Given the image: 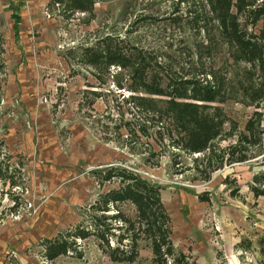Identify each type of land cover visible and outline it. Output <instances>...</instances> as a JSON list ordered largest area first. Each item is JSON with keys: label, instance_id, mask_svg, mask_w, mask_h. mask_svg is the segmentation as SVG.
<instances>
[{"label": "rangeland", "instance_id": "rangeland-1", "mask_svg": "<svg viewBox=\"0 0 264 264\" xmlns=\"http://www.w3.org/2000/svg\"><path fill=\"white\" fill-rule=\"evenodd\" d=\"M208 3L96 0L91 13L71 15L54 0H0V264H126L113 262L94 237L78 240L81 256L54 261L40 245L81 222L99 194L93 172L112 165L161 189L174 245L197 264H264V196L250 190L254 175L264 172V135L263 146L250 152L254 159L204 181L195 161L205 155L179 145L168 99L134 79L136 68L164 89L193 79L217 88L218 99L203 106L224 121L217 148L248 135L255 113L264 129V99L250 98L262 82L258 70L236 59L215 22L196 23L207 18ZM109 42L133 65L80 62L87 48ZM118 210L135 219L132 205ZM139 248L133 264H149L150 242Z\"/></svg>", "mask_w": 264, "mask_h": 264}, {"label": "trees", "instance_id": "trees-1", "mask_svg": "<svg viewBox=\"0 0 264 264\" xmlns=\"http://www.w3.org/2000/svg\"><path fill=\"white\" fill-rule=\"evenodd\" d=\"M54 1L71 15L78 12L91 13L96 3V0ZM208 2L207 18L199 16L196 23L206 26L210 21L215 22L222 39L234 49L236 59L258 70L262 82L250 98L253 103L261 102L264 99V0ZM18 22L19 20L15 25L17 36ZM80 57V62L85 66L127 69L133 65L124 50L113 46L112 42L87 48ZM139 71L140 69L135 68L134 79L138 81L137 84L151 94L168 99L166 110L180 137L179 145L182 149L191 155H205L203 160L195 161V170L204 181H209L213 173L227 165L241 164L255 158L250 152L253 148L263 146L264 129L260 125L262 115L255 113L256 119L250 120L246 127L249 134L242 135L235 145L225 149L217 148L215 142L221 136L224 121L220 115H208L203 107L218 99L217 88L193 79L171 81V87L164 89L157 77L148 83L142 75L139 77ZM96 100L88 103L89 107ZM93 176L100 193L93 203L83 208L81 222L68 229L65 234L41 241L47 260L54 261L66 255L81 256L78 253V240L85 241L94 237L99 241L100 249L115 263H136L140 256L139 243L146 240L150 242L153 254L149 264H197L191 253L175 247L172 219L157 185L149 184L138 174L118 165H112L104 172L95 171ZM252 181L250 190L254 197H263L264 172L254 175ZM107 185L114 187L104 191ZM199 199L210 202L207 195H199ZM126 203L135 208V219L118 210L120 205ZM112 211L115 212L111 214Z\"/></svg>", "mask_w": 264, "mask_h": 264}, {"label": "crops", "instance_id": "crops-1", "mask_svg": "<svg viewBox=\"0 0 264 264\" xmlns=\"http://www.w3.org/2000/svg\"><path fill=\"white\" fill-rule=\"evenodd\" d=\"M20 17H21V15H20ZM21 23H22V19H21ZM15 25L16 24H14V26H13V29H14V36H15V41H18V39H20L21 38V26L19 25V34H18V36L16 35V32H15ZM20 41V40H19ZM95 179V178H94ZM97 183V182H96ZM98 185V184H97ZM98 188H99V186H98ZM99 193H100V189H99Z\"/></svg>", "mask_w": 264, "mask_h": 264}]
</instances>
